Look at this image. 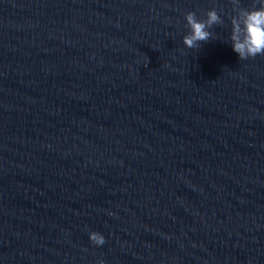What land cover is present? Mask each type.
Wrapping results in <instances>:
<instances>
[{"label":"water","instance_id":"obj_1","mask_svg":"<svg viewBox=\"0 0 264 264\" xmlns=\"http://www.w3.org/2000/svg\"><path fill=\"white\" fill-rule=\"evenodd\" d=\"M232 11L0 0V264H264V56Z\"/></svg>","mask_w":264,"mask_h":264},{"label":"clouds","instance_id":"obj_2","mask_svg":"<svg viewBox=\"0 0 264 264\" xmlns=\"http://www.w3.org/2000/svg\"><path fill=\"white\" fill-rule=\"evenodd\" d=\"M232 14L229 17L230 32L227 42L239 60H247L258 55L264 56V0H252L251 6L241 5L240 0H232ZM185 27L188 29L182 37L183 45L188 49H197L201 42L214 36L211 31L214 25H223L224 18L216 7L206 11L204 18H199L194 11L185 16ZM89 240L97 245L105 243L103 234L92 231ZM98 264H104L101 260Z\"/></svg>","mask_w":264,"mask_h":264}]
</instances>
